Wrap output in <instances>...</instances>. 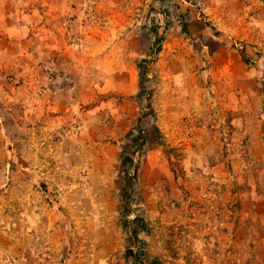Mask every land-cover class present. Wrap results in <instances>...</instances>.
<instances>
[{"label": "rangeland", "instance_id": "1", "mask_svg": "<svg viewBox=\"0 0 264 264\" xmlns=\"http://www.w3.org/2000/svg\"><path fill=\"white\" fill-rule=\"evenodd\" d=\"M125 155L145 264H264V0H0V264H132Z\"/></svg>", "mask_w": 264, "mask_h": 264}, {"label": "trees", "instance_id": "2", "mask_svg": "<svg viewBox=\"0 0 264 264\" xmlns=\"http://www.w3.org/2000/svg\"><path fill=\"white\" fill-rule=\"evenodd\" d=\"M157 44V43H156ZM151 49L152 55L149 57L154 59V56L161 50L160 46ZM155 48V49H154ZM150 62V59H145L140 64V69L142 70L143 76L142 80L147 79V67L146 64ZM140 100L144 102H148V106L152 107L151 103V93L145 88L142 87L139 93ZM160 134V133H159ZM142 136V135H141ZM142 139V138H141ZM135 143L138 142V138L134 139ZM144 138L142 142L137 145V148L144 146ZM122 165L127 166L128 169L124 170V188L122 191V200L125 205L122 215L125 216L124 219V227L126 228V232L129 237V246L127 247V258L132 260V264H145L144 256L145 249L142 241H139V231L140 226L145 228L147 225V221L144 216L138 215L134 209L135 201H136V192H135V184L137 182V168L135 164V160L131 155H125L122 159ZM133 216V217H132Z\"/></svg>", "mask_w": 264, "mask_h": 264}]
</instances>
